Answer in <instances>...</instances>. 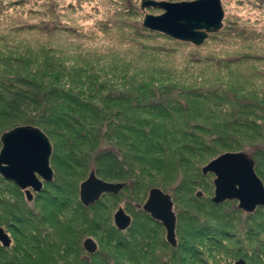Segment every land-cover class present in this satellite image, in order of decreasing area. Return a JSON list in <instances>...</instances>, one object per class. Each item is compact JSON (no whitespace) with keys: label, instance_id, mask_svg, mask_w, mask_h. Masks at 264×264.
Returning a JSON list of instances; mask_svg holds the SVG:
<instances>
[{"label":"trees","instance_id":"16d2710c","mask_svg":"<svg viewBox=\"0 0 264 264\" xmlns=\"http://www.w3.org/2000/svg\"><path fill=\"white\" fill-rule=\"evenodd\" d=\"M134 12L138 16L140 9L135 8ZM133 16L130 14V17ZM120 19L125 21L123 16ZM234 19L236 23H228L211 35V41L217 47L235 48L233 51H223L221 56L217 50L211 49L213 53L193 57V63L200 65L198 68L173 65L172 69H168L165 65L157 70V75L164 79L157 86L138 85L133 76V65L123 62L101 64L100 60L94 61L86 56L82 59L91 61H78L73 68L58 67L56 71H51L52 65L48 64V73L44 74L42 83L30 80L29 71L28 75H0V138L3 133L18 126L31 125L41 129L51 139L57 138L63 150V155H60L55 146L52 161L60 180L53 184L54 193L46 190L51 185L48 184L45 191L36 194L32 203L14 183L0 178V226L15 236L11 247L0 245V264H36L37 259L34 260L31 251L49 249V240L53 237L49 229L57 225L54 220L58 217L78 216L80 219L75 233L70 232L64 256L72 254L79 258L84 251L80 240L86 225L91 233L89 236L96 238L100 234V246L111 244L116 239L119 232L108 223L116 204L113 200L120 194H104L90 206L80 200L79 185L91 172L104 181L123 183V191L129 193L132 201L138 202L136 199H140L141 192L149 193L153 188L169 194L170 187L177 181L180 182L176 190L186 186L190 192L200 185L199 182L213 186L211 177L214 175L209 173L204 176L202 172L205 165L226 152L246 153L253 148L255 171L264 180V162L258 157L264 152V92L249 99L244 92L223 90V81L216 89L206 86L195 88L193 85L196 82L193 73L205 77L210 70L218 71L220 67L216 64L225 60L233 65L253 67V71L257 69L254 68L256 62H264V35L251 27V21ZM139 22L142 28L135 27L139 37L153 39V33L145 29L142 21ZM125 27L128 26L121 25L122 30ZM141 31L148 34L144 35ZM166 38L169 39L168 36ZM210 42L205 41L194 49H202ZM155 52L167 53V56L170 53L163 49L150 54ZM214 56V67L208 69ZM229 74L214 78L230 77V80L240 84L243 75ZM227 106L229 108L225 109ZM204 112L213 120L201 121ZM255 139L260 141L254 143ZM139 190L142 191L138 193ZM197 200L201 203V198ZM210 202L211 207L206 209L208 218L202 219L196 213L189 219L196 226L194 231L206 235L205 241L190 237L181 264H218L223 254L235 260L243 259L248 264H264V253H261L264 243L250 240L256 235L260 238V232L264 231V218L260 216L264 206L246 214L238 208L236 200L221 205ZM142 213L143 216H133L135 226L130 233V238L138 242L145 236V227L149 223L165 230L147 212L142 210ZM244 237L250 247L242 249L237 244L243 242ZM123 239L119 238L120 241ZM199 246L207 253L206 258L197 250ZM113 247L110 251L95 254V258L92 256L91 262L83 260L82 264H146L144 257L147 258L148 250L140 249L138 244L133 248L129 243L125 248ZM180 247L178 253L182 251ZM241 251L244 253L239 255Z\"/></svg>","mask_w":264,"mask_h":264},{"label":"rangeland","instance_id":"374dc122","mask_svg":"<svg viewBox=\"0 0 264 264\" xmlns=\"http://www.w3.org/2000/svg\"><path fill=\"white\" fill-rule=\"evenodd\" d=\"M156 1L188 2L194 0ZM221 2L225 11L224 26L228 23H236L234 18L241 19L243 22L249 20L252 23L251 27L258 29V33L264 35V0H221ZM135 8H137V10L140 9L138 16L134 12ZM163 12V10L155 7L143 10L141 8V0H0V75L5 76L9 73L10 75H28L29 71L30 74L28 78L30 80L42 83L44 82V74L48 73V64L52 65L50 67L51 71H56L58 67H66V69L76 67L78 61L100 60L101 64L105 62H123L127 65H133L135 67L133 76L135 77V82L138 83V85L144 83L151 86H157L162 79L160 75H157V70L164 68L165 65L168 69H172L173 65L176 67L179 66L180 68L187 66H194L195 68H198L200 65H198V63H193V57L206 56L210 52L213 53L214 50L211 49L217 50L219 52L218 55L223 56V51H233L232 49H235H221L220 47H217V44H215L214 41H211L212 34H210L206 40V42H211L202 47V49H194V47H196L195 45L190 43L189 44L191 46L184 45L185 42H179L177 40L173 41L170 37L167 39L165 34L150 31L146 28L145 29L148 30V32L153 33L151 35V38L153 39H141L135 30V27L142 28L139 25V21H142L143 25L146 14L161 15ZM130 14H134L135 16L130 17ZM121 16L125 19L124 22H121ZM122 24L128 27H125L122 30ZM148 32L141 31L140 33L147 35ZM163 49L170 51L168 56L167 53L159 54L155 52L154 55L150 54L151 51ZM118 54L120 56H116ZM82 56H86L91 60L82 59ZM197 60L201 62L200 58H197ZM215 60L216 56L212 58L211 62L207 66L208 69L214 67ZM216 66L220 67L217 68L218 71L212 72L210 70L205 73V77L200 75V73H193L194 77H196V82L193 83L194 87L202 88L206 86L207 88L216 89L223 81L225 84L222 86L224 87L223 90H227L228 92H244L247 94L246 97L249 99L254 98L253 95L258 96L260 92H264V62H256L254 68L257 69L254 71L252 70L253 67L244 66V64L239 66L237 63L236 65H233L226 60L216 64ZM254 72H257V74L261 76H256ZM229 73L243 75V77L240 78V84H236L234 81L230 80V77L214 78L217 75L230 76ZM52 78H54L53 75ZM163 81L164 79H162V82ZM226 108H229V106L225 107V109ZM232 108L235 107L232 106ZM202 117L203 118L200 119L204 122H210L213 120L210 117L208 118L207 114L202 115ZM185 118L187 119L186 116ZM216 120L217 118L215 121ZM48 138L50 139L53 147L50 163L54 171V179L50 183L44 182L41 192L36 193L32 190L33 200L29 201L30 203L34 201L36 194L40 195L43 191H45L48 184L51 185H49L46 190H50V192L54 193L53 184L57 181V179L60 180L58 178L57 168L52 159L55 154V146L58 147V154L63 155V150L60 149L57 143V138H52L53 140L50 137ZM255 141L260 140L255 139L254 143H256ZM1 149L2 143L0 151ZM246 151V154L254 159L252 155L254 149L250 148ZM258 157H260V161L264 162V152L259 154ZM258 170L261 171L259 167ZM89 175H87L85 180L89 177ZM258 177L264 184L263 178L259 175ZM0 178L3 177L1 176ZM215 178V175L211 177L213 182L212 185L214 184ZM206 179L209 181V177ZM179 182L180 181H177L170 187L171 190H169V194L174 199V210L177 217V246L175 248H171L170 243L167 244L165 230H162L159 226L149 223L145 227V236L138 239L140 242L133 239L131 242H128L125 238L126 234L119 233L116 235V239L112 240V245L102 244L101 248L98 241L101 236L98 234V238L96 237L97 239L94 237L100 246L99 252L96 254H100V252H104V250L110 251V249H114L113 246L117 245L118 247L121 246L122 248H125L129 243L131 244V248H133L138 244L140 249L145 251L148 250L146 252L147 258L145 259L144 257V262H146V264H181L182 258L186 256L184 253L185 250H188L187 244L191 241L190 237L199 238L205 241L204 236L206 235H203L204 233L194 231L196 226H194L189 219L196 213L200 214L202 219L205 217L208 218V215H206V209L207 206L211 207L210 201H212V198L215 196V185L211 186L210 183L199 182L200 185L190 192L185 188L186 186H182V189L176 190L175 187L179 186ZM80 185L78 190L79 196ZM18 189L20 188L18 187ZM21 191L24 192L23 190ZM141 191L142 190H139L138 193ZM141 194L142 196L140 199H136L138 202L132 201L133 199H130L129 193L125 191L120 193L119 198H115L116 200H113V204L116 203V207L114 206L111 212V221L108 223L110 227L113 226V215L117 212L118 207L124 208L126 212L132 216H135V214L136 216H143L142 205L145 204L149 193H145L143 191ZM144 194H146V197H143ZM24 195L26 196L25 192ZM43 196L44 195H42V197L40 196V198L42 199ZM198 197L201 198V203L197 200ZM129 202L131 203L130 209ZM36 205L40 204L36 202ZM200 206L204 208V211ZM260 216H262L261 218H264V211L260 210ZM54 221L57 225H54V227H50L49 229V231L53 232V237L51 236L52 238L49 240V244H51L49 245V249L30 250L34 260L37 259L35 263L82 264L83 260L88 262L85 258L89 257L86 256L84 251L81 255H79V258L78 256L74 257L72 254L64 256L66 253L64 247L69 240L68 237L70 232L72 231V233H75L80 225L79 217L64 216V218L58 217ZM135 228L139 229V227ZM57 231L59 233L56 234L55 232ZM6 232L13 239L14 245L15 236H12L8 231ZM238 234H242V232L238 231ZM89 235H91V233L88 232L86 225L81 234V247H83V241L89 237H93ZM238 236L240 237V235ZM121 237H124V241L119 240ZM78 238H80V236H78ZM188 239L190 240L188 241ZM251 239L259 241V244H263L264 231L260 232V238L256 235L251 237L250 240ZM23 243L29 244L25 241ZM247 244H249V242L244 237V241L238 242L237 245L244 249V246H247L248 248L250 247ZM180 245L182 251L181 253H178L177 249ZM182 245H185V247L183 248ZM255 245L256 244L254 243V246ZM198 248L199 249L197 250L201 251L206 258L207 253L203 251L202 247L199 246ZM70 250H72V248H70ZM243 253L244 252L241 251L239 255ZM261 253H264V245H262ZM151 255H153L152 259H150ZM193 255L195 256V254ZM95 257L96 256L93 258ZM236 261L239 260H235L234 257L228 258L223 254L220 259H218V264H235Z\"/></svg>","mask_w":264,"mask_h":264},{"label":"water","instance_id":"95a60500","mask_svg":"<svg viewBox=\"0 0 264 264\" xmlns=\"http://www.w3.org/2000/svg\"><path fill=\"white\" fill-rule=\"evenodd\" d=\"M141 8L155 7L163 10L161 15L146 14L143 26L151 31L165 34L181 42L202 46L210 34L223 28L225 12L221 0H194L168 2L141 0ZM0 175L14 182L26 194L27 200H33L32 190L42 191L44 182L54 179L51 167L53 147L48 136L38 127L26 125L16 127L1 136ZM204 175H215V196L212 202L221 205L226 201H238V208L253 213L264 206V184L255 171V161L246 153H225L203 167ZM124 188L123 183L104 181L91 172L80 185V200L89 206L98 201L104 193L117 194ZM144 211L159 221L167 233V241L177 246L174 203L169 194L158 188L149 192L142 207ZM116 226L126 230L131 224V216L123 208L114 215ZM0 242L4 247L11 244L10 236L0 227ZM84 246L94 253L97 245L93 239H87ZM235 264H246L241 259Z\"/></svg>","mask_w":264,"mask_h":264},{"label":"flooded vegetation","instance_id":"af4514ba","mask_svg":"<svg viewBox=\"0 0 264 264\" xmlns=\"http://www.w3.org/2000/svg\"><path fill=\"white\" fill-rule=\"evenodd\" d=\"M124 188H125V185H124ZM123 188V189H124ZM123 189L119 192V193H117V194H112V193H109V194H112V195H115V196H117V195H119L122 191H123ZM104 194H107V193H104ZM103 194V195H104ZM102 195V196H103ZM102 196H101V198H102ZM100 198V199H101ZM99 199V200H100ZM148 199V198H147ZM98 200V201H99ZM147 201V200H146ZM173 201V200H172ZM97 202V201H96ZM95 202V203H96ZM95 203H93V204H95ZM146 203V202H145ZM174 203V202H173ZM90 205H92V204H90ZM89 205V206H90ZM142 207H143V205H142ZM119 208H122V207H118V209ZM124 209V208H123ZM143 209V208H142ZM174 209V208H173ZM144 210V209H143ZM118 211V210H117ZM124 211H125V213L127 214V215H129V216H131V219H132V221H131V224H130V226L126 229V230H120L117 226H116V224H115V221H114V215H113V229H115L116 231H118L119 233H123V234H126V239L129 241V242H131L132 241V239L130 238V233L132 232L131 231V229L133 228V226H135V218L132 216V215H130V214H128L127 212H126V210L124 209ZM146 212V211H145ZM174 212H175V210H174ZM150 215V214H149ZM151 216V215H150ZM152 217V216H151ZM155 220V219H154ZM157 222H159V221H157ZM159 223H161V222H159ZM162 224V223H161ZM163 226V225H162ZM1 227V226H0ZM164 227V226H163ZM3 228V227H2ZM104 229V228H103ZM5 230V229H4ZM166 231V230H165ZM6 232V231H5ZM7 233V232H6ZM8 234V233H7ZM9 235V234H8ZM166 236H167V233H166ZM10 238H11V236H10ZM88 239H93L94 240V242L96 243V245H97V249H96V251L94 252V253H89L88 251H87V249L85 248V246H84V242L85 241H83V250H84V252H85V254H86V256H88L89 258H85L88 262H91V260H92V256H94L96 253H98L99 252V245H98V243L96 242V240H95V238L94 237H89ZM87 240V239H86ZM166 240H167V238H166ZM168 242V241H167ZM0 245L2 246V247H4L3 246V244H2V242H0ZM13 245V239L11 238V244H10V246L9 247H11ZM135 246H137V245H135ZM9 247H5V248H9Z\"/></svg>","mask_w":264,"mask_h":264},{"label":"bare ground","instance_id":"6f19581e","mask_svg":"<svg viewBox=\"0 0 264 264\" xmlns=\"http://www.w3.org/2000/svg\"><path fill=\"white\" fill-rule=\"evenodd\" d=\"M223 9H224V7H223ZM224 12H225V11H224ZM223 28H224V20H223ZM83 182H84V181H83ZM83 182H82V183H83ZM82 183H81V184H82Z\"/></svg>","mask_w":264,"mask_h":264}]
</instances>
